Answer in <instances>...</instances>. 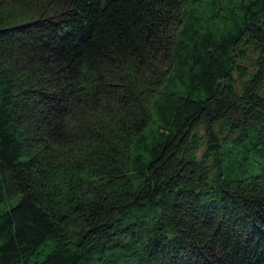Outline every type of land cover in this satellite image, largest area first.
<instances>
[{
    "label": "trees",
    "instance_id": "obj_1",
    "mask_svg": "<svg viewBox=\"0 0 264 264\" xmlns=\"http://www.w3.org/2000/svg\"><path fill=\"white\" fill-rule=\"evenodd\" d=\"M0 264H264V0H0Z\"/></svg>",
    "mask_w": 264,
    "mask_h": 264
}]
</instances>
